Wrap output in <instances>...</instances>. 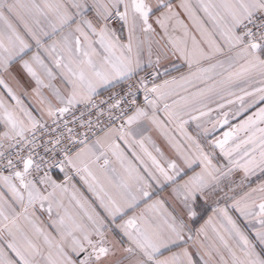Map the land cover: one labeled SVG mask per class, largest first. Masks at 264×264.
<instances>
[{
	"label": "snow or ice",
	"instance_id": "obj_1",
	"mask_svg": "<svg viewBox=\"0 0 264 264\" xmlns=\"http://www.w3.org/2000/svg\"><path fill=\"white\" fill-rule=\"evenodd\" d=\"M0 264H264V0H0Z\"/></svg>",
	"mask_w": 264,
	"mask_h": 264
}]
</instances>
